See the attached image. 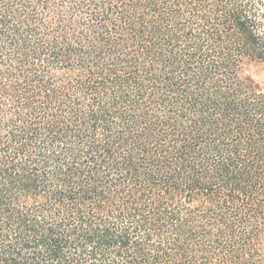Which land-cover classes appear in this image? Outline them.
I'll use <instances>...</instances> for the list:
<instances>
[{"label": "trees", "instance_id": "16d2710c", "mask_svg": "<svg viewBox=\"0 0 264 264\" xmlns=\"http://www.w3.org/2000/svg\"><path fill=\"white\" fill-rule=\"evenodd\" d=\"M264 0H0V264H264Z\"/></svg>", "mask_w": 264, "mask_h": 264}, {"label": "rangeland", "instance_id": "374dc122", "mask_svg": "<svg viewBox=\"0 0 264 264\" xmlns=\"http://www.w3.org/2000/svg\"><path fill=\"white\" fill-rule=\"evenodd\" d=\"M243 77L253 88L264 93V64L260 62H246L243 66Z\"/></svg>", "mask_w": 264, "mask_h": 264}]
</instances>
